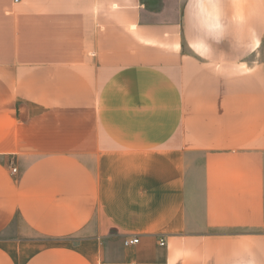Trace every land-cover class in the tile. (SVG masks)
Returning a JSON list of instances; mask_svg holds the SVG:
<instances>
[{
    "label": "crops",
    "instance_id": "0c3cea01",
    "mask_svg": "<svg viewBox=\"0 0 264 264\" xmlns=\"http://www.w3.org/2000/svg\"><path fill=\"white\" fill-rule=\"evenodd\" d=\"M148 1L0 0V264H264V0Z\"/></svg>",
    "mask_w": 264,
    "mask_h": 264
},
{
    "label": "clouds",
    "instance_id": "9594fccd",
    "mask_svg": "<svg viewBox=\"0 0 264 264\" xmlns=\"http://www.w3.org/2000/svg\"><path fill=\"white\" fill-rule=\"evenodd\" d=\"M194 7L200 14V23L206 26L209 23L212 10L216 7L215 3L213 0H195ZM236 264H242V262L237 260ZM247 264H255V262L253 260H248Z\"/></svg>",
    "mask_w": 264,
    "mask_h": 264
},
{
    "label": "built area",
    "instance_id": "2783aa9c",
    "mask_svg": "<svg viewBox=\"0 0 264 264\" xmlns=\"http://www.w3.org/2000/svg\"><path fill=\"white\" fill-rule=\"evenodd\" d=\"M16 2H19V0H16ZM9 166L11 168L12 174L13 175H17L18 174V168H17L16 164L13 161H11L9 163ZM139 242H140V239L138 237H131V238H128V239H126L124 241V245L126 247H131V246H134V245L139 244ZM160 245L161 246H164L165 245L164 239H160Z\"/></svg>",
    "mask_w": 264,
    "mask_h": 264
},
{
    "label": "rangeland",
    "instance_id": "374dc122",
    "mask_svg": "<svg viewBox=\"0 0 264 264\" xmlns=\"http://www.w3.org/2000/svg\"><path fill=\"white\" fill-rule=\"evenodd\" d=\"M150 1H151V0H149L148 2H150ZM158 1H159V0H156V2H157L156 4H158V3L160 2V1H159V2H158Z\"/></svg>",
    "mask_w": 264,
    "mask_h": 264
}]
</instances>
